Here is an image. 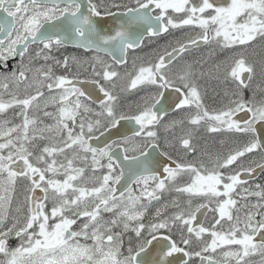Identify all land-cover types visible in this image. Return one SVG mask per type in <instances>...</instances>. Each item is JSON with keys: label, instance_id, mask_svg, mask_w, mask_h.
<instances>
[{"label": "snow or ice", "instance_id": "1", "mask_svg": "<svg viewBox=\"0 0 264 264\" xmlns=\"http://www.w3.org/2000/svg\"><path fill=\"white\" fill-rule=\"evenodd\" d=\"M0 264H264V0H0Z\"/></svg>", "mask_w": 264, "mask_h": 264}, {"label": "flooded vegetation", "instance_id": "2", "mask_svg": "<svg viewBox=\"0 0 264 264\" xmlns=\"http://www.w3.org/2000/svg\"><path fill=\"white\" fill-rule=\"evenodd\" d=\"M69 51H74V49H71V48H70Z\"/></svg>", "mask_w": 264, "mask_h": 264}]
</instances>
